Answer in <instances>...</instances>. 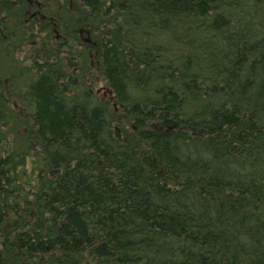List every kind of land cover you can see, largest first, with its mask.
<instances>
[{
  "label": "trees",
  "instance_id": "obj_1",
  "mask_svg": "<svg viewBox=\"0 0 264 264\" xmlns=\"http://www.w3.org/2000/svg\"><path fill=\"white\" fill-rule=\"evenodd\" d=\"M0 264H264V0H0Z\"/></svg>",
  "mask_w": 264,
  "mask_h": 264
}]
</instances>
